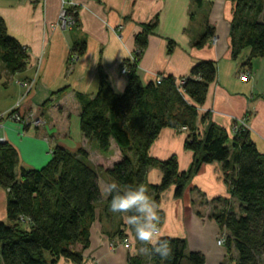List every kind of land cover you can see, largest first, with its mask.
<instances>
[{"label": "trees", "instance_id": "obj_1", "mask_svg": "<svg viewBox=\"0 0 264 264\" xmlns=\"http://www.w3.org/2000/svg\"><path fill=\"white\" fill-rule=\"evenodd\" d=\"M195 2L200 7V0ZM74 18L71 31L79 29L77 10ZM156 21L142 25L135 36L132 60L123 62L128 71L122 94H116L101 77L95 95H75L84 138L95 143L102 154L109 152L112 143L119 149L121 156L112 166H94L82 148L70 152L55 146L51 159L42 168L25 169L20 166L16 149L0 142V188L7 193L6 223L0 222V264H58L60 260L83 264V252L89 248L90 229L101 201L100 175L118 186L144 184L158 206L161 195L170 188L174 189L175 199L182 198L201 168L214 163L221 165L223 182L239 204L236 211L227 200L213 201L216 206L211 219L225 232L223 246L228 254L232 249L236 251L237 264H263L264 156L243 127L235 129L232 137L211 122L206 129H199V122L204 124L211 115L206 112L199 116L198 108L205 103L209 87L216 80L214 61L196 63L188 76L178 80L166 76L160 84L141 81L137 66ZM213 38L214 29L206 24L194 46L201 49ZM230 41L234 61L249 50L241 73L250 72L245 68L254 59L264 58V0H235ZM173 45L170 41L169 49ZM85 50V40L73 42L69 66L75 63L72 58L82 57ZM28 57L27 48L9 36L0 17V67L8 76L22 74ZM163 129L185 130L184 149L193 155L186 172L179 171L174 156L165 161L150 156V148ZM149 169L161 172L158 185L146 184ZM110 199L107 194V207ZM118 234L122 241L124 237ZM160 239L171 242L173 255L167 262L156 255L138 254L129 256L128 264H205L204 255L188 251L184 239Z\"/></svg>", "mask_w": 264, "mask_h": 264}, {"label": "crops", "instance_id": "obj_2", "mask_svg": "<svg viewBox=\"0 0 264 264\" xmlns=\"http://www.w3.org/2000/svg\"><path fill=\"white\" fill-rule=\"evenodd\" d=\"M195 1L74 0L79 29L70 32L56 27L61 0H0V17L9 36L26 47L29 56L27 69L22 74L8 76L0 67V139L16 149L20 166L40 169L45 165V140L49 142L50 149L61 146L70 152L82 148L89 153H98L100 160L94 163L91 159L98 167L108 168L120 158L121 153L113 143L109 152L102 154L97 151L95 143L85 139L82 133L76 144H69L66 140L71 133L69 118L72 114L79 118L75 95H95L101 77L116 94L123 93L127 85V79L121 73L123 62L132 60L134 39L142 25L156 20L154 33L148 37L147 47L137 66L141 81L144 84L154 82L158 75L178 80L188 76L196 63L214 61L217 77L199 109V116L206 112L211 115L204 124L199 122V129H206L211 122L224 128L232 137L235 129L243 127L264 156V67L254 71L251 62V66L245 68L250 71V79L240 81L244 70L242 63L249 50L243 51L236 61L231 59L230 24L235 0H200V7ZM205 6L206 14L203 13ZM206 24L214 29L216 41L207 42L203 48L197 49L194 42ZM83 40L86 42L84 55L69 66L73 42ZM170 41L174 44L172 49L168 46ZM222 61L225 65L219 71ZM31 80H35V84L30 91L21 86V83ZM63 89H66L63 94L52 96ZM45 102H54L52 109L56 111L46 112ZM16 107L21 114L32 113L37 118H46L47 124L41 129L34 128L32 133L30 128L19 129L4 116ZM60 117L62 123L56 133L55 123ZM185 137L184 131L163 129L150 148V156L159 161L174 156L179 171L186 172L193 162V155L184 149ZM27 146L32 148L33 160L23 157V149L25 152ZM161 177L159 170L149 169L146 184L158 185ZM108 184V178L100 175L101 201L95 210L89 248L83 252V264H128L129 256L142 254L139 250L143 242L136 238L132 227L126 223V216L111 213L106 205L105 188ZM218 199L227 200L233 208L234 204L237 209L239 207L223 182L221 165H204L192 178L182 198H174L173 188L161 195L157 206L161 214L157 239L182 238L187 241L188 251L205 253L200 248L189 247V235L195 227L200 232L207 225L211 227V235L217 237L221 234L211 219L216 206L213 201ZM6 202L7 193L0 188V222L4 223ZM118 233L127 238L131 250L122 246ZM210 245L218 250L217 242L214 244L212 240ZM224 257L220 252L216 263L221 264ZM58 264L72 263L60 260Z\"/></svg>", "mask_w": 264, "mask_h": 264}, {"label": "clouds", "instance_id": "obj_3", "mask_svg": "<svg viewBox=\"0 0 264 264\" xmlns=\"http://www.w3.org/2000/svg\"><path fill=\"white\" fill-rule=\"evenodd\" d=\"M106 193L111 197L109 211L113 214L126 216L136 238L145 245L139 251L148 256H159L167 262L173 255L171 242L157 239L159 235L160 216L155 202L149 197L144 184L135 186H118L116 182L106 185Z\"/></svg>", "mask_w": 264, "mask_h": 264}, {"label": "rangeland", "instance_id": "obj_4", "mask_svg": "<svg viewBox=\"0 0 264 264\" xmlns=\"http://www.w3.org/2000/svg\"><path fill=\"white\" fill-rule=\"evenodd\" d=\"M23 1H25V0H23ZM26 2H32V1H26ZM73 2H74V0H73ZM206 10H207V7L205 6L203 13L206 14ZM58 20H59V18H58ZM74 60L76 61V58H74ZM224 65H225L224 62L222 61L220 66H219V71L223 70ZM252 67H253L254 71L256 69H258V70L262 69L264 67V58L263 59H260V58L254 59L252 61ZM259 75H260V72H259ZM34 84H35V80H31L29 82V86H31V88L34 86ZM259 85H261V83ZM53 103L54 102H45V111L46 112L50 111V114H51V110H53L52 108L55 105V103L54 104ZM18 104L20 106V103H18ZM18 108L19 107H16L17 111H19ZM55 111H56V109L53 110V112H55ZM72 112H73V110H72ZM8 114H9V112L6 113L4 116H6ZM6 118H7V116H6ZM6 120L10 123H13V125H16V127H19V129H24L25 127L30 128V130H31V131H29L30 133H32V131H34V128H40L41 129V128L45 127V125L47 124V119L46 118L43 119L42 117L39 118V120H41V122H39L37 125H34V126L31 125L33 123H30L29 125H27L25 121L17 122V121L12 120L9 117ZM60 123H62L61 117L58 118L57 123H55V132L56 133H57V130L60 129V126H59ZM69 123H70V132L71 133H70L69 139H66V140L69 144L74 145L80 140V137H81L80 136L81 132L79 129V118H77L74 114H72L69 118ZM44 142H45V145L47 146V149H45V156H43V158H44L45 164H47L49 162V160L51 159V153H50L49 142L47 140H45ZM113 145H115V144H113ZM29 147L30 146H27L25 148V152H24V149L22 152L25 160H33L31 157V153H32L31 149L32 148L30 149ZM85 151L88 153L89 160L92 164H93V162L95 163L98 160H100V156L98 155V153H95V152L89 153L88 150H86V149H85ZM91 159L93 162L91 161ZM39 168H42V167H39ZM234 206H235L234 208L236 210L237 205L234 204ZM210 228L211 227L209 225H207L206 227L200 229V232H199V230L195 227V229L193 231H191V233L189 235V241H188L189 247L192 246V247L200 248V250H204L205 253H203V255L205 257L206 264H217L216 262H217V258L219 256L220 252L225 256L223 259V263H225V264H237L238 256H237V253L234 249H232L230 254L227 253L225 246H219L217 248L218 250L213 249V246L210 245V242L213 240L214 244H216L217 237L210 234V231H211ZM189 229H191L190 226H189ZM141 256H144V255H141ZM263 264H264V262H263Z\"/></svg>", "mask_w": 264, "mask_h": 264}, {"label": "built area", "instance_id": "obj_5", "mask_svg": "<svg viewBox=\"0 0 264 264\" xmlns=\"http://www.w3.org/2000/svg\"><path fill=\"white\" fill-rule=\"evenodd\" d=\"M25 1H32V0H25ZM75 3L73 2V0H61V11H60V15H59V20L57 22L56 27L62 31H71V29L75 26V18H74V14L76 13V7H75ZM215 37L211 40V43L215 42ZM75 58V57H74ZM74 58L72 59V61H75ZM127 68L124 67L121 71V73L123 75L127 74ZM251 75L250 72H245V73H241L240 75V81L241 82H247L250 79ZM162 81L161 78H158L156 80V84H160ZM178 84H182V81L178 82ZM7 118H11L14 121L17 122H22L25 121L22 116L20 115L19 111H17V109H13L11 111H9V114L6 115ZM27 125H29V123L27 121H25ZM39 122H41V120H38L36 122H33V124H31L32 126L37 125ZM0 142H2V139H0ZM224 241H225V232L219 234L217 236V245L218 246H223L224 245ZM114 247V246H112ZM124 247L125 249H129V245L127 242L124 243Z\"/></svg>", "mask_w": 264, "mask_h": 264}, {"label": "bare ground", "instance_id": "obj_6", "mask_svg": "<svg viewBox=\"0 0 264 264\" xmlns=\"http://www.w3.org/2000/svg\"><path fill=\"white\" fill-rule=\"evenodd\" d=\"M158 78L163 79V76H162V75H158V76H156V78H155V82H156V80H157ZM177 83H178V81H177ZM21 86H23V88H26V89L29 90V91L32 89L31 86H29V82H28V83H22ZM199 109H200V108H198V110H199ZM20 115H21L22 118H23L25 121H27L29 124H30V123H33V121L36 122V121L39 120V118L35 117L34 114H32V113H27L26 115L20 113ZM183 131L185 132V130H182L181 132H183ZM50 153H51V155H52V149H50ZM125 242H127L128 245H129V249H128V250H131V244H130V242L127 240V238H123V240L121 241L122 246L124 247V243H125ZM124 248H125V247H124Z\"/></svg>", "mask_w": 264, "mask_h": 264}]
</instances>
